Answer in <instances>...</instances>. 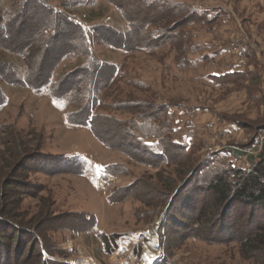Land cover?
I'll use <instances>...</instances> for the list:
<instances>
[{"label": "rangeland", "instance_id": "rangeland-1", "mask_svg": "<svg viewBox=\"0 0 264 264\" xmlns=\"http://www.w3.org/2000/svg\"><path fill=\"white\" fill-rule=\"evenodd\" d=\"M38 2L81 26L57 15L55 30L43 29L35 3L0 0L2 20L19 5L35 18L26 42L34 78L46 72L34 69L44 47L57 42L60 50L51 86L35 90L2 78L17 81L25 70L23 56L0 47V242L9 246L0 264H264V237L254 249L243 244L247 209L231 206L215 227L191 212L212 169H248L263 149L246 147L264 125V0ZM5 31L1 25L0 36ZM234 55L253 74L211 84L207 75L224 72ZM107 64L117 68L113 81L95 82L94 68ZM61 82L55 98L51 87ZM71 113L79 123L89 113L107 144L90 125L70 124ZM138 138L161 141L166 157L155 161L156 147ZM229 150L244 155L235 161ZM210 155L214 165L200 174Z\"/></svg>", "mask_w": 264, "mask_h": 264}, {"label": "trees", "instance_id": "trees-1", "mask_svg": "<svg viewBox=\"0 0 264 264\" xmlns=\"http://www.w3.org/2000/svg\"><path fill=\"white\" fill-rule=\"evenodd\" d=\"M30 5L31 3H35L34 6H38L40 10L43 12V15L45 18L39 22V27L43 29L46 27H50L55 25V22L53 23L55 17L59 14L57 12H54L53 9L48 6V5H41L38 0H24V5ZM39 4V5H38ZM22 6V8H19L16 10L14 13V17L9 18L8 21L2 20V15L0 13V24L4 27V29L10 31V35L5 33L0 36V47L4 49V51L11 53L13 56H23L24 58V75L21 77L19 74V79L15 81L14 78L10 79V76H2V78L5 81L14 83H21L26 82V84L29 85V87L35 89V90H40L42 87H46L49 85V78L51 77V72L54 70L55 66L59 62L60 55L59 51L56 52L57 49H55V44H51L49 46L44 47L43 49V61L41 64V67L38 65L35 70L40 69V71L46 70L45 74H42V78H39L38 80L33 77V71H31L32 68H30V63L28 57V50L30 45L27 44L30 39H32L33 33H32V25L29 23H34L35 18L34 16H26V12H28V6ZM26 10V11H25ZM1 12L4 10H0ZM59 16V15H58ZM61 16V15H60ZM59 16V17H60ZM91 17V16H90ZM61 18V17H60ZM58 23L63 22L65 25H70L72 27H75L79 30V26H81L79 23L74 22L72 20H68L67 18H61ZM15 24V25H14ZM0 25V26H1ZM29 26V27H28ZM57 26V24H56ZM54 30H55V26ZM32 28V29H31ZM31 29V30H30ZM30 30V31H29ZM80 32V31H79ZM42 35L44 38H49V35L44 34L43 35V30L41 31ZM60 34L59 31H54L52 34V40L54 38H57ZM56 36V37H55ZM63 49V48H62ZM63 51V50H62ZM4 64L11 65L13 63L11 62H3ZM6 65V69H7ZM14 65V64H13ZM95 72L93 74V77L95 79V82H107L108 80L113 81V73L116 75L117 68L114 65L107 64L104 65L100 68H94ZM39 71V74H40ZM16 72H19V67L17 68ZM224 74L220 75H208V77L211 79V83H213L212 78H219V77H224ZM41 77V76H40ZM92 77V75H91ZM23 78V79H21ZM45 79V83H41ZM26 79V80H25ZM66 80L64 79L63 82ZM59 83L55 85L54 87H51V94L55 97L58 98L61 94L59 92L62 89V83ZM39 83V84H37ZM6 102V97L4 94L0 93V105ZM88 109V108H87ZM92 112V116H93ZM87 114L85 116L83 123H79L75 120L73 117V114H67L66 119L70 124H88L90 125V129L92 133L99 139L101 142L107 144V141L103 137V132L102 131H97L93 127V117ZM235 126H238L237 124H234ZM264 125H261V127H257L256 134L253 136L252 141L246 148H252L256 142L259 139V135L264 132ZM166 142L169 140L168 138H165ZM138 142L142 144L143 147L147 146L148 148L151 147H156L155 150H150V153L154 156V160H160L159 158H165L166 157V148L164 147L163 143L161 141H157L155 146H150L145 143L141 138H138ZM180 147L183 148L185 146V143H177ZM169 148V147H168ZM152 151V152H151ZM232 155H237L236 150H229ZM217 155H210V161H207L205 163H202L198 166V170L200 171V174L205 172L206 170H209L212 165H214V161L216 160ZM249 161V166L248 169H242L239 167L232 166L231 164L229 165H219L216 166L214 169L210 171V175L208 176L207 181L202 187H197L196 189H199V192L204 196L205 199H207L206 204L205 199H203L201 205L199 208L196 210L195 207H191V212H195V218L196 221H200L201 224H205L207 226H213L215 227L217 222L224 217L225 212H228V210L231 208L233 205H239L244 209H247L249 212L248 220L246 221V226L247 229L243 231V233L246 234H251L249 235H243V244H248L249 247L252 249L256 248L254 247L255 244L258 243L259 239L261 237H264V147L259 153H257L256 156L250 157ZM212 164H211V163ZM10 187V186H8ZM194 192V191H193ZM198 192V193H199ZM189 199V198H188ZM193 200H190L189 202L194 204L195 202H192ZM209 207V208H208ZM194 210V211H192ZM224 210V211H223ZM3 219L0 218V225L2 223ZM12 226V224H11ZM2 228V226H0ZM14 231L18 234L16 237L20 238V229L17 227L12 226ZM254 231V232H253ZM8 236L10 241L14 239V235ZM4 236V235H3ZM113 240H115V236H111ZM27 239V241H26ZM34 238L33 236H30L27 234V238H25L24 245L29 242V246L33 243ZM103 244L105 248L107 249L108 245V240L107 238H103ZM252 244V245H251ZM7 245H4L3 243L0 242V257H5L7 258L9 254V246L5 247ZM110 249L108 248L107 251ZM44 252H47L43 247L40 249L39 253L42 255ZM47 261V260H46Z\"/></svg>", "mask_w": 264, "mask_h": 264}, {"label": "crops", "instance_id": "crops-1", "mask_svg": "<svg viewBox=\"0 0 264 264\" xmlns=\"http://www.w3.org/2000/svg\"><path fill=\"white\" fill-rule=\"evenodd\" d=\"M234 50H236V51L239 50L245 56V51H242L240 48L235 47ZM221 51H223L222 48H220V52ZM231 54L233 55V50H232ZM218 55L216 54V56H218ZM234 56H231V61L227 62L226 69L224 70V72H222V71L221 72H218V71L215 72L214 71V72H212L210 74H212V75L214 74L216 76L220 75V74H224L225 75L224 77H228V78H230L232 80H234L237 77H242L244 75L245 76L246 75L249 76V74H253V70L250 69V67H248V68L245 67V63L246 62H245L244 59L241 58V56L240 57L239 56H235L234 57ZM245 57L247 58V56H245ZM214 58L216 59V57H214ZM219 78H221V77H219ZM219 78H214V79L212 78L213 83H211V84H213V85L218 84L217 80ZM216 86H219V85H216ZM248 149H250V148H248ZM236 153H237V155L236 156L233 155V158H234L235 161H239L242 158L241 156L244 155V153H242V151L241 152H236Z\"/></svg>", "mask_w": 264, "mask_h": 264}, {"label": "built area", "instance_id": "built-area-1", "mask_svg": "<svg viewBox=\"0 0 264 264\" xmlns=\"http://www.w3.org/2000/svg\"><path fill=\"white\" fill-rule=\"evenodd\" d=\"M241 48V47H240ZM242 49V48H241ZM221 133H223L224 135H229L230 134V130L229 128H226L224 127L222 130H221ZM262 139H264V135L262 136ZM263 148L264 147V140H258L255 144V146L253 148ZM249 150L246 151V153L248 152ZM252 151V150H251Z\"/></svg>", "mask_w": 264, "mask_h": 264}]
</instances>
